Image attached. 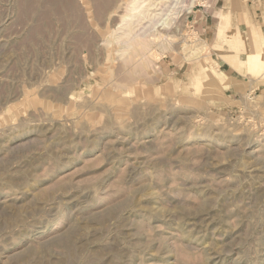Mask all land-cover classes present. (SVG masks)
Wrapping results in <instances>:
<instances>
[{
  "label": "rangeland",
  "instance_id": "374dc122",
  "mask_svg": "<svg viewBox=\"0 0 264 264\" xmlns=\"http://www.w3.org/2000/svg\"><path fill=\"white\" fill-rule=\"evenodd\" d=\"M129 1L0 0V264H264V73L215 0L121 54Z\"/></svg>",
  "mask_w": 264,
  "mask_h": 264
},
{
  "label": "bare ground",
  "instance_id": "6f19581e",
  "mask_svg": "<svg viewBox=\"0 0 264 264\" xmlns=\"http://www.w3.org/2000/svg\"><path fill=\"white\" fill-rule=\"evenodd\" d=\"M177 1L178 0H130L129 5L127 6L128 9L125 8L126 11L125 12L123 11L124 13L120 14V18H119L120 23L117 24V28L115 26L116 29L111 34L113 40H116L118 43H122L123 45H125L124 48L121 49L122 52L121 54H124L125 52H127V50L129 51L130 49L135 50L137 48L144 47L150 43L152 44V42L156 40L157 41L168 40L167 33H162V30L159 31L158 27L161 26L160 29H164L171 26L170 24L174 21V18L177 16L176 14L178 12V10H175L174 8V5L176 4ZM181 1L179 0L178 2L180 5L182 3ZM162 2H163L162 5L164 7L167 5L165 9L160 8L161 6L159 5V3ZM193 2L194 0H190V3H188L189 6L187 5L188 8L187 11H189V9L194 8ZM143 20L146 21L144 22L145 25H142V27H140L143 29L142 30L138 29L140 33L136 32L138 30L135 31V27L139 25ZM227 25L228 22L222 21L220 27L227 28ZM258 29L261 34L259 35V37L254 36L255 40L252 41H254L255 46H257L260 42L261 44L260 49L257 46V50L246 52L243 59L238 58L237 51L236 53L234 52L233 54H231L230 55L231 58L230 57L229 58L232 62L234 61L235 68L236 67L239 68L241 67V65H243L244 69L246 70H251L254 71L255 73H264V32L260 30L259 26ZM258 38H259V42H258ZM182 48L184 50L183 52H185L187 56H195L200 54L203 50L206 49V42L204 40L198 41L197 39H195L192 40L191 42H185ZM230 67H232V65Z\"/></svg>",
  "mask_w": 264,
  "mask_h": 264
},
{
  "label": "crops",
  "instance_id": "0c3cea01",
  "mask_svg": "<svg viewBox=\"0 0 264 264\" xmlns=\"http://www.w3.org/2000/svg\"><path fill=\"white\" fill-rule=\"evenodd\" d=\"M214 6L218 7V10L213 9L215 15L208 13L209 15H207L205 22L200 23L202 29L205 32L214 30L208 25V21L214 19L217 25L215 27L216 30L218 25L220 27L221 24L220 14H227V19L229 18V20L226 19L225 21H229L227 26L230 25L231 28L240 29L244 35V38L239 40L238 55L252 49L251 29L256 31L259 26L261 31L264 30V0H215Z\"/></svg>",
  "mask_w": 264,
  "mask_h": 264
}]
</instances>
